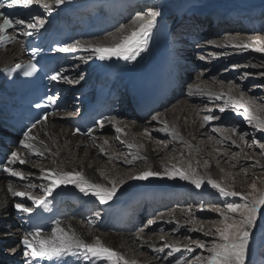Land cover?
<instances>
[{"label":"bare ground","instance_id":"bare-ground-1","mask_svg":"<svg viewBox=\"0 0 264 264\" xmlns=\"http://www.w3.org/2000/svg\"><path fill=\"white\" fill-rule=\"evenodd\" d=\"M119 1L121 0H66V3L59 5V6L52 4L51 14L58 13L66 9H74L76 7H83L85 5L91 6L90 3H94V5L96 6L111 7L113 5H116L117 2ZM126 1L127 0L122 1V2H126ZM145 1L146 0H139V2L141 3ZM154 1H157L159 3V9L157 10L160 11L161 15L157 17V25L152 30L151 37H150V40H151L150 47L148 50L141 52L140 55L137 56L136 60L134 61H125L123 59H119L116 57H113L111 60L100 61L93 56V58L90 59L88 63H83L82 58L88 56L89 53H87L86 51L81 52L80 54L78 53L80 58L77 62H74L75 63L74 65L68 66L66 64L67 68H66V65H64V67L62 68L64 70L63 71L64 76L67 75L69 79L78 80L79 82L84 81L85 78L91 79L92 81V79H94L93 73H95L96 71L106 70L104 72V74H106L109 72L110 67L115 63H118L120 68L123 70L136 69L137 67H139L146 61L148 54L155 53L157 55L163 56L164 58L170 60L171 62H175L176 60L179 59V63L182 66H184L187 69L188 67H190V71L188 72V75H187V83L183 84L185 86V92L181 96V98H183L186 92L191 89V87L187 88L188 87L187 84H189L191 80L189 79L191 78L190 76L197 74L198 69L200 68L199 66H202L205 62L210 61V59L205 58V62L204 60L197 59L198 57L196 55L197 52H196L195 46L191 48V52L188 51V49L186 48H189V47H187L186 43H182L180 38L174 39L175 45L174 44H166V45L164 44L162 36L159 35V33L155 31L165 25V22L161 20V17L164 11L167 10L166 13L174 12V14L177 15L178 13L183 12V11H199V10H202L203 7H207V6L209 8L215 7L216 9H220L222 7V9H225V10H228V9L226 7L220 6V3L223 0H201L195 6H192L189 3H185L183 0H154ZM122 2H119V3H122ZM21 9H25V8H21ZM2 10L4 9H0V12ZM211 10H209L208 12H204V13H193L192 14L193 16H189V18L193 20V23L203 25L202 26L203 29L207 25L210 31L212 30L214 31L215 29L221 28L217 26V24H220L222 26V30H225L226 28H228L227 24L228 23L231 24L233 22L235 23L234 25L235 28L241 26V28H245L244 30L252 31V29H255L256 27V24L254 22L252 23V27L249 26L248 24L250 22V19H252V17H255L256 19L260 20L259 25H264V8L258 9L256 12H253V14H250V15H246L242 12L241 14H238L234 17L225 16L223 19H219L218 21H216L215 19L211 17L213 16L210 13ZM26 12L29 14L28 17H24V15L20 16V13H17V16H20V19H25V20H28L29 17L32 16L31 13H35V16L41 17L43 19L50 16L47 12H45V10L42 7H40L39 5H35V4L32 5L30 8L26 9ZM125 24L126 23H122L119 26L125 25ZM119 26L117 25V27L115 28L108 29L106 33H104L103 35L100 34L98 37L84 38L81 40V42L85 44L96 43V42H103L105 44L110 43L111 37L109 36V34L116 33ZM217 33L218 34L220 33L219 29ZM12 34L22 35L18 27L15 29V31H13ZM219 41H220L221 46H218V45L217 46L220 48L225 47V46L227 48L228 47L230 48L232 46V43H235V42L251 43L247 41L246 39H244V37H241L239 35H232V36L228 35V38H226V41H223V40H219ZM202 42L200 43L197 42L196 47L197 46L201 47ZM178 44H182V45H178ZM21 45H22V40L20 38L17 41H11L9 43L4 42L2 45H0V69L6 66H10L14 63H17L18 61H22V62L28 61V58H26L25 55H23L24 50H22L23 46ZM204 45H205L204 47L207 50L212 51L211 52L212 57H215V58L222 57L226 53V52L225 53L218 52L216 50L214 51L212 49L213 47H210L212 46V44L210 43H205ZM78 50L84 51L82 49H78ZM81 76H83V79H80ZM194 78L199 83H197L195 87L191 89L194 92V95L190 97L191 101H185V100L179 101L181 99L180 98L179 100H177L179 104L176 107V110H174V112L172 111H166L162 113L158 112L160 114L158 116L160 120H154V125L152 126L149 124L148 121L146 122L145 120L140 121V123L144 122V125L142 124V127H143L142 134H145L144 129L147 128L148 131L151 133V135H153L152 139L142 138V134L140 135L138 133L137 135L139 136H137L136 129H138V127L141 126V124H138L137 121H131L128 115H125L123 117H116V118L106 121L104 123L103 128H101L100 126L97 128L98 130L95 131L94 136H92V134L94 133L93 131L90 134V136L83 138L80 136L73 135L72 130L68 125V120H66L64 116L60 114H56L51 117H48L45 122L41 123L40 125H38L32 130V135L36 136L37 139L31 142L35 145V147L39 148L41 151L44 152L43 157L30 154L26 149L21 148L20 143L18 144V146L12 149L11 153L13 151H19L20 154L27 161H30L38 157L43 161V163L41 164L43 169L54 168L57 163H62V165H64L61 169L62 171H82L90 180L108 185L109 180L111 179H115L117 181L124 179V175H119L117 173L121 169V167H117V163L120 162L122 165H128V163L125 162L127 158H124V157L119 158V157H114L111 155L110 163H112V165L108 167V169L101 168L98 166V162L96 160V157L100 153V150L96 149L95 146L94 147H91V146L94 140H95L94 144H97V145H98V141H101V145H102V142L105 145L104 141H108V143H112L113 140L110 139L108 136H105L103 133L107 131L108 132L113 131V134H117L120 138H124L125 136H127V140L130 142L129 143L126 141L127 149L132 154H134V156H140V157L146 158V159H136V162H139V161L146 162L148 166H150L148 170L159 171L163 173L165 171V166L169 168L172 167V165H176L177 167H182V166L186 167L187 164L180 163L179 156L181 155V158L188 159L187 163L191 161L192 167L196 168L197 171L201 175L207 174L208 176H211L213 179L223 181L228 186L233 187L237 191L248 192V189L244 187L245 185H242V183H240L241 181L239 182L238 179L235 185L229 184L227 182L228 178L221 175V173L219 172L217 168V164L214 160L210 159L211 161L210 163H208V166L202 168L203 166L200 167V165H197L194 163L195 160L198 161V159L192 156V154H190L187 150L183 151L182 154L177 156V158H175L174 156V159L172 160L173 162H170L167 164L166 163L161 164L157 161V159L163 154H165L166 151H164V149L160 147L159 145H154L152 142L154 141V136H156L157 134H161V135L162 133L167 134V132L159 131L160 128L164 127V124L162 123L163 121H167L169 128H175V130L180 134V136L183 137L185 141H188L189 144H192V138H191L192 135H198V134L205 135L207 132L205 133V130H204L206 125L202 121L203 116H201L202 114L201 111L190 103H196L203 99L222 100V98H226L227 100H229V93H231L232 96H235L238 99L240 98L241 92L238 88L234 86L227 87L226 85L222 83L220 84V88L209 89L206 86L207 84H209L206 82L209 77H207V80L205 79L206 81L203 78H201L200 75L195 76ZM213 81H218V80L217 78H213L212 82ZM65 82H66L65 87L67 89L72 88L75 85H77V83H68L66 80ZM197 85L201 89L204 90L203 93L195 92V88ZM243 94H244L243 101L245 103L246 101L247 102L251 101V98L249 97L247 93H243ZM249 107L253 110V112L256 115L262 118L263 114L261 115L260 113H262L263 111H261L259 108H256L250 105ZM156 114H154L153 116H155ZM116 119L122 121L120 124L121 125L120 127L124 129L123 133H117L115 131V127L113 126V123L116 121ZM108 126H112V127L109 129H106V127ZM152 130L155 131L157 134L153 133ZM223 132L224 130L220 131V133H223ZM229 133L231 132L229 131ZM97 135H99V139H97ZM236 135H238V133ZM174 140H176V142L174 143L167 142L169 147H172L177 142H181L179 139H173L171 137L170 141H174ZM224 142H227V141H223L222 143ZM84 144L88 146L87 147L88 149L82 150L83 148L82 146H84ZM129 144L134 145V147L129 148L128 147ZM228 144L231 146H236L238 143L236 144L228 143ZM114 148L118 149L119 147L115 143L110 144L109 153H110V150ZM81 151H84V152L82 156L79 157ZM11 153L9 157L11 156ZM207 156H209L210 158V155H207ZM222 156L224 157V155ZM227 157L228 155L226 154L225 158ZM77 161L79 162L77 163ZM12 167L16 168V170L18 171H23L27 179L19 180L16 177H10L7 173H3V174L0 173V232H3V234L9 233L8 235L10 238V244L12 243L11 252H7V254H9V257H14L18 254L19 251H21L22 257L29 258L25 256L26 249L20 243L22 237L27 233L25 226H24L23 218H25L28 214L17 212L14 205L18 202H21V198L12 196L11 192L8 190V187L11 184L14 190L22 192V191H26V188L24 187V185L28 183L41 185V184L47 183V181L43 180L41 178V175L39 176L40 178L33 176L37 174V171L35 170L34 166L29 167L27 164L20 165L17 162V164L13 165ZM96 170L97 171L99 170V172H97ZM148 170H144V171H148ZM29 173H32V175H29ZM138 173L139 172H133V174L135 175H137ZM232 176H233V173H229L227 175V177L229 178H232ZM32 180H37V181H32ZM126 188L128 189L125 192L124 191L122 192V190L118 188L113 199L110 200L107 204L102 205L105 211V214L103 215L104 212L100 210L101 211L99 212L100 216L103 215V217L100 218V223H99V218H97L95 214L93 215V209L95 207L94 205L99 204V202L94 197H92L91 195L85 196L83 193H80L77 189H75L72 185L61 186V188L56 189V191L53 192L52 195H59V194L64 193L72 197H76L80 205L84 207V210H83L84 214H78L77 219L93 218L94 220L98 221V228H93L92 230L87 229L86 223H77L75 219H72V218L61 223V227H64L66 230L67 229L74 230L79 236H81L87 242H93L96 237H100L101 241L106 246L113 248L117 252H120L121 254L127 257L129 254H131L132 248H139L141 246H145L148 243H150V245L153 246V243L155 242H154V238H149V241L144 238H141L138 240L137 237H130L132 234H130L129 232H123L121 228L122 222L123 220H125L124 219L125 217H122L123 212L129 211L130 209L136 206V203L138 201H141L143 199L146 201H150L154 205V206L153 205H150V206H152L156 210H159V208L162 205L166 204L169 206L170 204L168 201L160 202V200H167L170 197H179L181 193L183 192L187 193L186 191L191 192V195L193 196L196 194L200 196L205 193L207 194L208 191H210L211 189V187L206 184L203 185L200 189H196L195 186L192 185L189 181L181 180L179 176H176L173 179H169L166 175H163L160 177H150L147 180L131 179L128 182V184L124 187V189ZM32 191L37 195H43L42 190L39 187L32 189ZM158 191H160L161 193H157L155 195V198H153V201H156V202H153L151 200L150 195ZM212 195L219 196L217 192ZM207 197H208V194H207ZM207 199L211 200L212 197L210 196ZM177 200L181 201L179 198ZM27 203L31 205V201H28ZM173 214H174L173 220L176 219L178 221V219H180L181 216L184 215V212L177 211V212H173ZM139 222L141 223L142 220L140 219ZM99 229L101 232H98ZM49 235L50 234L44 235V236H49ZM0 236H2V233H0ZM2 241H3L2 238H0V247L3 246ZM15 241H17V243ZM167 243L171 244V242L169 241H167ZM176 244L181 246V244H178V243ZM86 262L87 264H89V261L86 260ZM144 263H147V262L144 261ZM149 263H153V262H149Z\"/></svg>","mask_w":264,"mask_h":264},{"label":"snow or ice","instance_id":"snow-or-ice-1","mask_svg":"<svg viewBox=\"0 0 264 264\" xmlns=\"http://www.w3.org/2000/svg\"><path fill=\"white\" fill-rule=\"evenodd\" d=\"M66 3V0H51V4L48 0H8L9 7L18 6L25 9L30 8L32 5H39L45 12L51 15L52 4L59 6ZM4 0H0V9L5 8ZM161 15L160 11L155 8H148L146 11L138 12L131 19L129 25H121L117 29L116 33H110L111 37L110 43L96 42V43H82L77 40L69 46L59 47L56 51L68 53L75 52L78 49H82L90 54L83 57V63H88L93 56L100 60L106 61L111 60L113 57L123 59L125 61H134L141 52L147 50V45L151 37L152 30L157 25V17ZM0 17H3L2 23H0V45L4 43L5 40L14 39V37L7 36V30L10 28H19L22 35L31 37L39 29L45 26V19L38 16H30L28 20L25 19H10L3 16L0 13ZM264 41L256 40L251 43H232V47L238 49L252 48L253 51L264 53ZM38 49L33 48V57L37 53ZM199 59L204 60V56H200ZM247 67V65H245ZM252 67H257V65H252ZM16 69H22L24 76H31L37 71L36 63L29 61L26 65L17 64ZM63 69L54 72L49 78L53 81L60 79L66 80L68 83H78V80H72L63 75ZM247 75V74H245ZM264 76V72L260 73ZM83 79V76L80 77ZM204 90L198 85L195 88V92L202 93ZM193 90L190 89L189 95H193ZM214 95V94H213ZM223 95V94H221ZM243 92L240 93V98L232 96L229 93V103L219 108L220 113L226 112L228 108L234 110L243 109L244 119L249 123L253 124L257 131L264 132V119L256 115L253 110L243 101ZM219 98V97H217ZM58 97L54 95H48L45 98V103L47 105L56 104ZM37 108L44 105L36 104ZM264 111V108L261 109ZM48 118V114L45 113L41 119L36 120L27 131L23 133V139L20 140V146L26 149L30 154L43 157L44 152L31 142L36 140L37 137L32 135V130L37 124L45 122ZM153 120H158V116H153ZM205 121H210L214 119H220L219 116L206 115L203 118ZM99 126L103 128L104 122L97 121ZM164 127L159 129V131L167 132L173 139H179L188 147H193L188 141H185L182 136L175 130V128H169L167 121L162 122ZM115 131L117 133H123L124 129L118 125H114ZM79 131V129H77ZM213 132H220L218 128H213ZM235 131V129H233ZM144 133L151 136V133L147 128L144 129ZM247 133H241L239 139L244 141ZM119 138V137H118ZM223 139H230V137H223ZM222 140H218L217 143H222ZM42 143V142H41ZM107 144V141H104ZM161 143H163L161 141ZM235 144L236 141L232 140ZM258 141L252 140V144H257ZM251 147V145H248ZM129 148L134 147V145L129 144ZM261 149V154H264V144H259ZM103 153L105 149L100 148ZM199 151V149H197ZM240 153H234L233 156H238ZM136 159H146L140 156H133L132 159H126V163L131 164ZM17 162L20 165L26 164L28 161L20 154L19 151H13L11 156L3 163H0V171L6 172L11 177H16L19 180H25L27 177L23 171H18L16 168L12 167L16 165ZM209 161L205 160V167L208 166ZM199 165V161L196 162ZM255 167V165H253ZM264 168V166H261ZM245 175H247V170L245 169ZM41 178L47 183L36 185L28 183L24 185L26 191H16L12 188L11 184L8 190L11 192L12 196L20 197L21 202L14 205L15 209L19 213L32 214L35 208H40L44 211L50 210L51 201L48 197L52 196L56 189L61 188V186L72 185L80 193L85 196L91 195L94 197L99 204H107L115 196L120 185L126 181L115 179L109 180V184L105 185L102 183L94 182L90 180L82 171H62L56 168L40 169ZM32 175V173H29ZM103 175V174H102ZM166 175L169 179H173L179 176L181 180H187L196 189H200L203 185H208L212 189H215L219 196L221 197H240L241 202H224L222 207H216L214 211L217 213L219 219L216 221H210L213 224L212 229L205 230L201 225L200 227L190 228L189 231H199L203 232L205 236L212 235L215 238L209 243H205L199 240L192 241L195 248L188 245H184L183 248L187 252H194L196 249L205 250L208 255H197L191 259L185 258H175L174 264H246L249 242L253 235V229L256 226L257 216L264 209V190H259L256 187V183L253 182L251 185L252 191L242 192L237 191L233 187L228 186L223 181L213 179L207 174L201 175L196 168L192 167V162L189 161L186 167H177L172 165V167L165 166V171H142L137 175L131 177L134 180H147L150 177H160ZM107 178V177H105ZM39 187L42 190L43 195L35 194L32 189ZM31 201V205L27 202ZM203 210V206H202ZM210 211L213 209H209ZM189 214H191V209H189ZM96 217L99 218L100 213H95ZM156 221L149 220L148 224H153ZM4 235H8L5 233ZM191 239V238H188ZM24 248L25 256L29 257L27 264H43V262H55L62 261L65 257H82L84 260L89 261V264H137L134 260H128L123 254L117 252L111 247L106 246L100 239L96 237L93 242L85 241L81 236H79L74 230L65 229L61 227L60 221H55V226L51 228V233L49 236H44L41 230L29 231L21 239L20 242ZM171 249L167 252L164 259L172 257L174 252H180L181 246L165 243L163 247L153 248L155 252H164L165 249Z\"/></svg>","mask_w":264,"mask_h":264},{"label":"rangeland","instance_id":"rangeland-1","mask_svg":"<svg viewBox=\"0 0 264 264\" xmlns=\"http://www.w3.org/2000/svg\"><path fill=\"white\" fill-rule=\"evenodd\" d=\"M183 1L185 3H189L192 6H195L201 0H183ZM48 2L50 3L51 0H48ZM220 6L226 7L228 11L233 13L243 11L244 14L250 15L253 14V12H256L258 9L264 8V0H223L220 3ZM151 8L157 9L155 6H152ZM213 8L215 7H211V9ZM224 12L226 11L224 10ZM130 21H128L125 25L130 24ZM259 21L260 20L257 19L256 23L258 24ZM234 25H235L234 22L231 24L228 23L227 24L228 28L222 30V26L220 24H217V26L221 27L218 28L219 31L222 30L220 34L217 33L218 29H215L214 31L212 30L210 31V33L208 32L204 33L209 38L207 41L205 40L204 42H202L201 47L195 46L197 52L196 55L198 57L197 59H199L200 56H204L205 58H209L210 61L205 62L204 59L205 63L202 66H199L200 68L198 67L199 68L198 73L190 76L191 78L189 79L191 80L189 84H187L188 85L187 88L191 87V89H193L195 85L199 83L198 81L195 80L194 78L195 76L200 75L201 78H203L204 80L205 79L207 80V77H209L207 81L205 80L207 83H209L206 85L209 89L220 88V84L222 83L227 87L234 86L238 88L240 92L247 93L249 95L251 101L249 102L246 101L248 105L259 108L261 110L262 108H264V76L260 75V73L264 72V53L253 51L252 48L238 49L232 46L230 48L229 47L227 48L226 46L220 48L218 46H221L219 40L226 41L228 35L229 36L239 35L241 37H244V39H246L249 42H253L256 40L264 41V25H258L252 31L244 30L245 28H241V26L235 28ZM206 27H204V29ZM119 28L120 26L118 27V29ZM205 43L212 44V46L210 47H213L212 49L214 51L216 50L218 52H223V53L226 52V53L222 57H217V58L212 57L211 55L212 51H209L204 47ZM256 46H264V45H256ZM245 65H247V67ZM252 65H257V67H252ZM213 78H217V80L220 82L218 81L212 82ZM189 91H187L184 97L181 98L179 101L181 100L191 101L190 97L192 95H189ZM226 103H229V100H227L226 98H222V100L203 99L196 103H190L201 111L202 113L201 116H203V118L206 115H215L220 117V119H214L210 121H205L204 119H202V121L206 125L204 129L205 133L206 132L207 133L205 135L203 134L192 135L191 145L193 147L191 148L186 146L182 142H177L172 147H169L167 142L174 143L176 142V140L170 141L171 136L168 133L167 134L162 133L161 135V134H157L155 131L152 130V132L157 135L154 136V141L151 142L154 145H159L164 149V151H166L165 154H163L157 159V161L161 164L163 163L167 164L173 162L172 160L174 159V156L175 158H177V156L182 154L183 151L187 150L190 154H192V156L198 159V161L200 162L199 164L200 167L203 166L202 168L205 167L204 165L205 160L209 161V163L211 161L210 159L214 160L217 164V168L221 173V175L228 178L227 182L229 184L235 185L238 179L239 182L241 181L240 183H242V185H245L244 187L248 189V192L252 191L251 185L253 182L256 183L257 189L264 190V168L261 167L264 166V154H261V149L259 148V144H264V132L256 130V128L254 127L255 122H253V124H249L244 119L243 109H239L237 111L232 108H228L226 112L220 113L219 108L224 106ZM178 104H179L178 101H176L170 107H168L167 110L165 109V111L162 112H166V111L174 112ZM260 114L261 115L263 114L262 119H264V111ZM159 115L160 114L158 113L155 116H159ZM152 117H149L150 119L147 118V120H145V122L148 121L151 126L154 125V120L152 119ZM121 122H122L121 120L116 119V121L113 123V126L114 125L121 126L120 125ZM137 123L141 124V126L138 127L139 130L136 129V135L137 133L141 135L143 133L142 124L144 125V122L141 123L137 122ZM111 127L112 126H108L106 127V129H109ZM213 128L224 130V132L223 133L213 132L212 131ZM233 129H235V131H233ZM229 131L231 133H229ZM237 133L238 135H236ZM241 133L248 134L245 137L247 144L239 139V135ZM103 134L105 136H108L110 139H112L113 140L112 143L117 144L119 148L118 149L114 148L110 150L109 153L110 144L112 143H107L104 145L102 142L101 145V141H98V145H97L94 144L95 141L94 140L91 147L95 146L96 149L99 150L101 147L105 149V152L102 153L100 151V153L96 157L99 167L108 169V167L112 165V163H110L111 155L119 158L124 157L129 160L132 159L134 154H132L127 149L126 141L129 142L127 140V136H125L124 138H120L117 134H113V131L110 132L107 131L104 132ZM152 136L153 135L148 136L147 134H142V138L152 139ZM223 137H230V139L225 140L223 139ZM97 139H99V135H97ZM222 139L223 141H227V142L217 143L218 140H222ZM253 139L258 141V143L252 144ZM232 140H235L236 143L238 144L236 146L229 145L228 143H232ZM161 141L163 142V144L161 143ZM248 145H251V147H249ZM82 147H83L82 150L88 149L87 148L88 146L86 144H84V146ZM197 149H199V151H197ZM83 152L84 151L80 152L79 157L82 156ZM234 153H240V155L234 157L233 156ZM226 154L228 155L227 158H225ZM207 155H210V158ZM222 155H224V157ZM179 157H180L179 159L180 163L187 164L188 159L181 158V155ZM37 158L38 157L26 163L29 167L32 166L35 167L37 174L33 175L34 177H39L41 175L40 169L42 168L41 164L43 163V161L40 158L38 159ZM78 162L79 161H77V163ZM196 162L197 161L195 160L194 163L196 164ZM120 164H121L120 162L117 163V167H121V169L117 173L119 175H124L123 180L126 181L125 183L122 184V186L119 187V189L122 190V192L127 191L128 188L124 189V187L131 180V177L135 175L133 174V172H142L144 170H148L150 167L146 162L144 161L136 162V160H134L133 163L128 165H122V164L120 165ZM253 165H255V167H253ZM63 166L64 165H62V163H57L54 168H56L57 170H61ZM245 169L247 170V175H245V171H244ZM97 172H99V170ZM229 173H233L232 178L227 177ZM37 180H32V181H37ZM213 192L216 193L217 191L211 188L210 191H208L207 193L208 197L206 193L200 196L197 194L193 196L190 194V192L187 193L183 192L179 198L181 201H178L177 199H173L172 201L169 202L170 203L169 206L165 204L162 210L157 211L155 215L144 218L141 222L140 227H138L134 232H130V234H132L130 237H137L138 240L144 238L147 239L148 241L149 238H154L155 243H153V246H151L150 243H148L145 246H141L139 248H132L131 254L125 257L128 260L136 261L137 264H174L175 258L191 259L192 257L197 255H204V256L208 255V253L205 250H201V249H196L194 252L191 253L184 250L183 248L184 245H188L190 247L195 248V245L192 243V241L199 240L205 243H209L211 242V240L215 238L212 235L205 236L203 232L189 231V229L200 227L201 225L205 228V230L212 229L213 224L210 223V221H216L219 219L217 213L214 211L216 207H222L223 203L226 201L241 202L240 197L225 198L221 196L212 195L214 194ZM209 195L212 197L211 200L207 199L210 197ZM96 205L101 208V210L104 212L103 213L104 215L105 211L102 205L101 204H96ZM202 206H203V210H202ZM99 207L96 208V210L93 212V215L97 211L101 212ZM189 209H191V214H189ZM209 209H213V210L210 211ZM177 211L184 212V215H182L181 218L178 219V221L176 219L173 220L174 219L173 212H177ZM103 215L99 216V223H100V218L103 217ZM149 220H154L156 222L149 225L148 224ZM75 221L77 223H86L87 229L90 230H92L93 228H98V221L94 220L93 218L91 219L76 218ZM252 231H253V235L249 242V251H248L246 264H264V209H262L261 213L258 214L256 226ZM98 232H101L100 229L98 230ZM0 233H2V236H0V238H2L3 240L2 241L3 246L0 247V254L1 253L7 254V252H11L12 250V243L10 244L9 235H4L3 232ZM167 241L171 242V244L174 245H177L176 243L181 244V251L174 252L172 257H168V259H164L167 252L170 251L171 249L166 248L164 252H155L153 251V248L163 247V245L167 243ZM15 242L17 243V241ZM144 261L147 263H144ZM149 262H153V263H149Z\"/></svg>","mask_w":264,"mask_h":264}]
</instances>
